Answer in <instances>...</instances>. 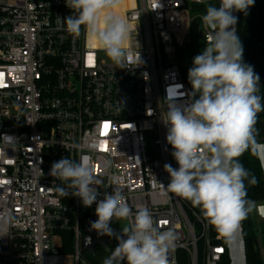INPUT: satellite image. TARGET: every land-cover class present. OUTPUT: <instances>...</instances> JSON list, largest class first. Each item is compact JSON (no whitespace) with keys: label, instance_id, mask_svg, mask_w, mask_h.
I'll return each mask as SVG.
<instances>
[{"label":"built area","instance_id":"obj_1","mask_svg":"<svg viewBox=\"0 0 264 264\" xmlns=\"http://www.w3.org/2000/svg\"><path fill=\"white\" fill-rule=\"evenodd\" d=\"M122 6L130 28L123 66L100 60L83 26L79 36L64 30L60 19L73 14L65 0H0V218L10 220L0 225V264H80L84 206L61 196L56 186L64 185L49 171L62 157L85 156L101 181L98 200L119 186L133 212L146 206L162 230L175 229L172 264L179 251L190 264H225L223 235L190 201L160 187L170 182L164 165L179 167L162 118L166 99L184 103L191 92L179 61L191 7L186 0ZM202 34L206 46L203 24ZM63 231L74 236L70 254L59 248Z\"/></svg>","mask_w":264,"mask_h":264},{"label":"clouds","instance_id":"obj_2","mask_svg":"<svg viewBox=\"0 0 264 264\" xmlns=\"http://www.w3.org/2000/svg\"><path fill=\"white\" fill-rule=\"evenodd\" d=\"M65 3L73 14L59 18L64 30L79 36L83 26L105 54L123 66L130 28L124 17L112 11L121 0ZM254 3L255 0H219L218 7L207 6L201 20L209 36L203 52L193 58L188 69L189 99L184 103L166 99L167 112L162 118L167 127L166 141L179 167L164 165L170 182L166 187L160 183V187L190 201L226 238L256 207L248 199L245 184L247 181L255 185L256 177L239 158L249 148L256 149L255 125L258 113L264 111V98L258 94L259 75L243 60L244 48L235 29L238 18L232 14L235 11L247 15ZM49 175L64 185L56 186L61 196L78 197L85 208L96 204L97 219L90 222V230L97 235L114 237L113 221L128 222L103 264H172L170 253L178 239L175 229L162 230L146 206L133 212L119 186L98 200L97 185L101 181L87 156L79 161L62 157L52 163ZM8 223L9 219L0 218V225Z\"/></svg>","mask_w":264,"mask_h":264},{"label":"trees","instance_id":"obj_3","mask_svg":"<svg viewBox=\"0 0 264 264\" xmlns=\"http://www.w3.org/2000/svg\"><path fill=\"white\" fill-rule=\"evenodd\" d=\"M209 5L219 6V0H210L205 2L203 5L196 6L195 8L191 7V12L193 11L199 14H206V8ZM238 28L237 35L239 36L243 48V60L245 63L250 65L254 64L255 53L258 48L261 38H264V0H255L253 6L248 9L247 15L243 12H238ZM202 26V25H201ZM200 26V27H201ZM202 31V30H201ZM197 42H193L189 46H192V56L191 61L196 55H199L203 52L206 47L204 44L203 37L197 38ZM186 43L183 47H187ZM259 95L264 98V81L259 86ZM198 98V96L196 97ZM264 99H262V102ZM260 114L258 113V116ZM257 116V117H258ZM264 142V140H256V143ZM240 162L244 167L250 172L251 175L256 177L257 183L255 185H248L245 181L247 187L248 199L257 202L264 203V180L262 179V170L257 158L256 149L253 151L251 148L245 151L244 154L239 158ZM97 216L95 215V208H80V225L81 230L84 231L87 221H95ZM243 227V235L246 245V256L247 264H264V260L260 251L257 235L255 232L254 221L252 220L250 214L248 217L241 222ZM112 228L114 231H118V225L116 220L112 223ZM212 230L214 234L219 233L213 226ZM221 234V233H220ZM224 240L225 237L223 236ZM110 244L103 245L99 244L95 246L94 250L83 256L88 264H101L100 257L104 255L105 252L112 248L115 245L112 237H108ZM59 248L62 253H72L74 250V236L71 231L61 232V244ZM179 264H190V259L185 251H179L178 253ZM225 264H230L229 256L225 257Z\"/></svg>","mask_w":264,"mask_h":264},{"label":"rangeland","instance_id":"obj_4","mask_svg":"<svg viewBox=\"0 0 264 264\" xmlns=\"http://www.w3.org/2000/svg\"><path fill=\"white\" fill-rule=\"evenodd\" d=\"M189 6L192 7H196L199 5H203L205 2L210 1V0H202V2H198V0H186ZM196 5V6H195ZM204 14H199L197 12H195V10L193 11V27L191 30V34L189 37V40L187 42L188 46L187 47H183L180 51H179V61L181 63V67L182 70L184 72V75L187 77L188 76V69L190 67H192V61H191V56H192V46H189L190 44H192L193 42H197V44H199V42L197 41V38H201L203 37L202 34V20L201 17ZM201 26V27H200ZM98 57L100 58V60H103L105 62H113L106 54L103 50H101L98 53ZM252 66H254V70L255 72L259 75L260 77V84L264 81V38H261L258 48L256 50L255 53V61L254 64H252ZM264 103V101L262 102ZM260 115L257 117V122L255 125V129H256V133H255V138L257 139L259 137V135H262L264 137V111H261L259 113ZM256 208H254V210L251 212V218L254 221V228H255V232L257 235V239H258V243H259V247H260V251L262 254V251H264V227L261 223H257V217H256ZM117 225H118V229L122 231L123 227H125L127 225V221H116ZM258 225L259 227H263V229L259 230L258 229ZM260 236V237H259ZM261 238V239H259ZM65 254H70V253H65ZM109 255L107 252L104 253L103 256L100 257V262L101 264H103V261L105 258H107Z\"/></svg>","mask_w":264,"mask_h":264},{"label":"water","instance_id":"obj_5","mask_svg":"<svg viewBox=\"0 0 264 264\" xmlns=\"http://www.w3.org/2000/svg\"><path fill=\"white\" fill-rule=\"evenodd\" d=\"M232 14L238 17V12L234 11ZM237 28H238V20H237V24L235 25L236 34H237ZM256 145H257L256 146L257 158L259 160L262 170V179L264 180V142H258L256 143ZM256 210L260 222L264 223V203L259 204ZM93 234H97V233L94 230H90V221H87V225L85 226L84 229L83 242H82L83 256L91 253L94 250L96 244L99 242V240H96L95 238L92 237ZM120 235H122V231H114L113 239L116 243H117L116 237ZM225 239L227 243V250H228L230 264H247L246 245L243 235L242 224L241 227L237 229V231L230 238L225 237ZM83 256L80 259V264H88L87 261L83 258Z\"/></svg>","mask_w":264,"mask_h":264},{"label":"flooded vegetation","instance_id":"obj_6","mask_svg":"<svg viewBox=\"0 0 264 264\" xmlns=\"http://www.w3.org/2000/svg\"><path fill=\"white\" fill-rule=\"evenodd\" d=\"M92 237L95 238L96 240H99V242L96 244V246L99 244L108 245L111 242L108 239L109 236H99L97 234H93Z\"/></svg>","mask_w":264,"mask_h":264},{"label":"crops","instance_id":"obj_7","mask_svg":"<svg viewBox=\"0 0 264 264\" xmlns=\"http://www.w3.org/2000/svg\"><path fill=\"white\" fill-rule=\"evenodd\" d=\"M256 140H264V137L262 136V135H259V137L256 139ZM259 204H262V203H257V202H255V205H256V207L255 208H257V206L259 205ZM256 210V209H255ZM256 212V217H257V223L259 224V223H261L262 225H263V227H264V223L263 222H260V220H259V217H258V214H257V210L255 211ZM250 216H251V213H250ZM263 227L261 226V227H259V225H258V229L259 230H261V229H263ZM260 237V236H259ZM259 239H261V238H259ZM262 257H263V260H264V251H262Z\"/></svg>","mask_w":264,"mask_h":264},{"label":"bare ground","instance_id":"obj_8","mask_svg":"<svg viewBox=\"0 0 264 264\" xmlns=\"http://www.w3.org/2000/svg\"><path fill=\"white\" fill-rule=\"evenodd\" d=\"M126 1L128 2L129 0H126ZM122 9H123V6H122V0H121V3H120V5H119V7L116 8V9H114V10H112V11H114L116 14L122 16ZM91 38L94 39V43H95V45H98V46H99V44H98V42L96 41L95 37H94L93 35L90 34V39H91Z\"/></svg>","mask_w":264,"mask_h":264},{"label":"snow or ice","instance_id":"obj_9","mask_svg":"<svg viewBox=\"0 0 264 264\" xmlns=\"http://www.w3.org/2000/svg\"><path fill=\"white\" fill-rule=\"evenodd\" d=\"M164 223H166V221Z\"/></svg>","mask_w":264,"mask_h":264}]
</instances>
